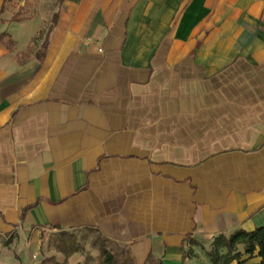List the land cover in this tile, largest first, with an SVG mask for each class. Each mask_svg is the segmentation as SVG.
<instances>
[{
    "label": "crops",
    "instance_id": "0c3cea01",
    "mask_svg": "<svg viewBox=\"0 0 264 264\" xmlns=\"http://www.w3.org/2000/svg\"><path fill=\"white\" fill-rule=\"evenodd\" d=\"M8 4L0 243L92 229L134 264H196L264 227V0H62L42 58L47 15Z\"/></svg>",
    "mask_w": 264,
    "mask_h": 264
},
{
    "label": "rangeland",
    "instance_id": "374dc122",
    "mask_svg": "<svg viewBox=\"0 0 264 264\" xmlns=\"http://www.w3.org/2000/svg\"><path fill=\"white\" fill-rule=\"evenodd\" d=\"M7 8L13 15H47L44 35L53 14L61 9V0H9ZM101 241L92 229L15 234L0 243V264H104ZM104 247L119 257L113 244L105 242ZM205 251L194 253L196 264H209Z\"/></svg>",
    "mask_w": 264,
    "mask_h": 264
},
{
    "label": "trees",
    "instance_id": "16d2710c",
    "mask_svg": "<svg viewBox=\"0 0 264 264\" xmlns=\"http://www.w3.org/2000/svg\"><path fill=\"white\" fill-rule=\"evenodd\" d=\"M62 3V0H61ZM58 12L54 13L51 18V24L47 30L46 36L41 45L42 52L36 55L37 58H42L45 54L49 43V36L52 32L54 25L57 21ZM12 21H20L18 14H14ZM7 45L10 47L11 42ZM101 238V237H100ZM101 246L99 252L103 258L104 264H134L133 260L123 250L116 247V252L119 257H116L113 253L109 252L105 247L104 243L107 242L101 238ZM109 243V242H108ZM190 245H197L194 240H190ZM238 246L243 247V254L248 256V259L252 258L256 253V257L260 259L259 264H264V227L255 228L254 230L247 232L244 230H237L233 234L225 236L223 234L215 237L209 244L205 251V255L208 259L209 264H230L234 261H239L241 253L238 252ZM187 258H192L194 253L192 249H188L186 252ZM147 264H157L153 259H149ZM242 264V263H239Z\"/></svg>",
    "mask_w": 264,
    "mask_h": 264
}]
</instances>
